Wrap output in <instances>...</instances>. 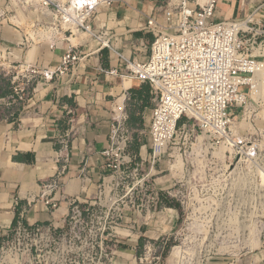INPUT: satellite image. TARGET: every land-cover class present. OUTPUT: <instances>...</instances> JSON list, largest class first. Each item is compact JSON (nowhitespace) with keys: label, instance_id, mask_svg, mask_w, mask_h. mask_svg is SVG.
<instances>
[{"label":"built area","instance_id":"built-area-1","mask_svg":"<svg viewBox=\"0 0 264 264\" xmlns=\"http://www.w3.org/2000/svg\"><path fill=\"white\" fill-rule=\"evenodd\" d=\"M114 1L86 4L84 24L89 31L96 33L90 21L98 7ZM218 2L161 0L141 29L153 35L149 53L132 59L119 57L124 76L148 85L154 95L147 132L149 153L143 156L131 148L128 115L124 106L119 113L114 109L109 142L101 152L102 173L95 182L93 196L64 198L68 212L59 226L52 222L29 223L19 213L0 244L2 264H113L120 244L133 234L142 238L144 227L162 207L161 200L172 196V191L157 184L156 164L161 163L179 132L186 129L191 136H203L205 147H231L233 155L228 164L233 167L228 177L233 178L232 170L243 157L237 174L241 172L257 144L248 142L236 124L251 114L252 107L263 106L260 99L253 97L264 81L263 4L243 18L225 20L216 17ZM57 3L45 6L55 7L53 15L59 23L61 19L73 21L72 15H66ZM6 52L0 50L3 70L8 68ZM80 61L78 47H68L57 73L66 74ZM26 71L29 75H21V84L13 86L10 96L0 93L1 109L26 100L27 90L33 89L36 70L28 67ZM54 73L45 70L38 74L43 81H50ZM16 79L11 80L13 85ZM146 146L141 143V147ZM64 162L58 173L40 186L39 198L50 215L61 204L57 193L62 188L67 156ZM167 169L171 172L172 165ZM80 172L83 182L91 180L85 168ZM144 260L140 255L141 264Z\"/></svg>","mask_w":264,"mask_h":264},{"label":"crops","instance_id":"crops-1","mask_svg":"<svg viewBox=\"0 0 264 264\" xmlns=\"http://www.w3.org/2000/svg\"><path fill=\"white\" fill-rule=\"evenodd\" d=\"M160 2L115 0L110 6L98 7L90 22L103 37L79 27L64 31L54 29L51 40L45 38L49 32H41L38 34L42 39L37 37L39 40L35 41L40 44L14 49L13 54L20 64L15 67L20 69L19 74L29 75L26 69L30 67L36 70V75L32 80L33 89L27 90L24 102L0 108V244L19 213H23L29 223L52 222L59 226L68 212L64 198L93 196L95 182L102 173L101 152L109 142L113 111L116 109L119 113V108H125L129 92L143 85L135 78L124 76L119 57L132 59L149 53L152 40L146 43L149 34L141 29ZM262 4L264 22V0H219L216 17L243 18ZM68 31L71 33H66ZM0 34L1 41L5 40L3 44L0 41V49L8 50V46H3L8 45V26L1 21ZM24 34L31 39L28 31ZM43 40L46 42L41 43ZM75 46L80 51L81 61L66 74L59 75L61 57L68 47ZM45 70L55 72L52 80L41 79L38 73ZM141 148L137 151L145 156L144 147ZM65 156L68 165L61 177L62 188L57 193L61 204L50 215L39 198L40 186L58 173ZM82 167L91 180L83 182ZM167 176L157 178L156 182L171 191L174 178L171 174ZM173 211L172 207L166 209L167 218ZM155 225L156 218L143 230L142 238L133 234L120 244L113 264H140L142 239L156 234Z\"/></svg>","mask_w":264,"mask_h":264},{"label":"rangeland","instance_id":"rangeland-1","mask_svg":"<svg viewBox=\"0 0 264 264\" xmlns=\"http://www.w3.org/2000/svg\"><path fill=\"white\" fill-rule=\"evenodd\" d=\"M60 1L64 3L63 0L50 2L59 4ZM54 12L55 7L46 8L38 0H0V21L8 26V45H3L8 46V50L0 49L7 51L8 58V68L0 69L2 95L10 96L13 86H19L23 80L20 69L15 68L20 64L13 54L14 49L40 44L35 42L42 39L38 33L47 31L51 36L58 29L70 30L62 24V19L60 23L55 19ZM78 27L81 28L80 25L73 28ZM25 30L34 41L26 38ZM48 37L45 38L51 40L52 36ZM152 38L151 34L146 36V43ZM3 58L7 60L5 54ZM13 77L18 78L14 85ZM243 91L247 92V88ZM147 94L149 106L129 92L124 108L132 130L131 148L139 151L141 143H147L144 155L150 150L147 132L154 104L150 87ZM253 97L260 99L263 106L252 107L251 114L244 116L245 120L240 118L236 126L257 148L239 174L238 163L243 157L233 168L235 175L230 179L228 172L233 166L228 162L233 149L223 144L215 149L205 147L204 137L191 136L188 129L179 132L161 163L156 164L154 178L171 174L174 184L172 196L161 200L162 207L151 219L154 222L156 218V234L142 239L139 255L146 258L143 264H264V81L259 83ZM169 161L172 171L165 172L170 167ZM168 204L174 210L170 219L166 216ZM165 205L167 207H163Z\"/></svg>","mask_w":264,"mask_h":264},{"label":"bare ground","instance_id":"bare-ground-1","mask_svg":"<svg viewBox=\"0 0 264 264\" xmlns=\"http://www.w3.org/2000/svg\"><path fill=\"white\" fill-rule=\"evenodd\" d=\"M42 1V3L45 5L46 3H49L52 0H38ZM64 3L57 4L59 6V9L62 11H65L66 15H72L74 20H66L62 19V24L68 28H73L77 25H80L81 28L85 29L86 31H89L85 24L84 20L87 17V12L85 10L86 4L92 3L95 0H63ZM4 262H8V260H4ZM0 264H2L0 262Z\"/></svg>","mask_w":264,"mask_h":264},{"label":"trees","instance_id":"trees-1","mask_svg":"<svg viewBox=\"0 0 264 264\" xmlns=\"http://www.w3.org/2000/svg\"><path fill=\"white\" fill-rule=\"evenodd\" d=\"M152 39H153V38H152ZM152 39H151V40H152ZM147 90H149V86L146 85V84H143L139 90H132V91H131V94H132V96H133L135 99L140 100V101L143 103V105H147V106H149V105H150V101H149L150 96H149V94H147ZM10 92H11V91H10ZM136 151H137V150H136ZM166 206H167V205H166ZM168 206H169V207H172V206H170L169 204H168Z\"/></svg>","mask_w":264,"mask_h":264}]
</instances>
